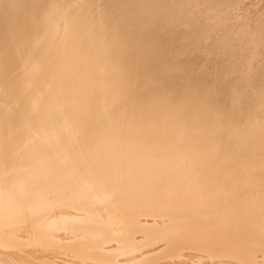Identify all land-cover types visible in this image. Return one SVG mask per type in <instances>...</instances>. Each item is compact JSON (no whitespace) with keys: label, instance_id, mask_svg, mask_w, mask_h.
<instances>
[{"label":"bare ground","instance_id":"1","mask_svg":"<svg viewBox=\"0 0 264 264\" xmlns=\"http://www.w3.org/2000/svg\"><path fill=\"white\" fill-rule=\"evenodd\" d=\"M235 2L0 0V264H264V18Z\"/></svg>","mask_w":264,"mask_h":264},{"label":"rangeland","instance_id":"2","mask_svg":"<svg viewBox=\"0 0 264 264\" xmlns=\"http://www.w3.org/2000/svg\"><path fill=\"white\" fill-rule=\"evenodd\" d=\"M231 1H232V0H231ZM236 1H237V2H240V3H237V2H235V0H233V2H235L236 4H238L239 6H241V8H239V6L237 5V6H238V7H237V11H235V10H236V9H235V10H234L235 13H232V16H230V19H231V20L233 19V21H238V19H239V20L242 21V22L245 20L244 22H245V24L247 23L246 25L248 26V22H249L250 20H252V19H251L252 16H254L253 19H254L255 21H256V19H257V16H256V15H258V19H257L258 21H260V19H263V18H264L263 15H262V12H263V14H264V9H262V8L264 7V2H263L264 0H262V1H260V0H253V1H252V0H243V1H242V0H241V1H240V0H236ZM255 1H256V3H255ZM258 1H259V2H258ZM223 2H224V1H223ZM252 2H253V3H252ZM257 3H260V4H257ZM262 3H263V4H262ZM242 4H243V5H242ZM248 4H249V5H248ZM256 4H257V5H256ZM261 4L263 5V7H261V9H260V6H262ZM245 5H247V7H245ZM253 5H254L255 7H254ZM212 6H214V5H212ZM212 6H211V7H212ZM248 6H249V8H248ZM256 6H257V8H258V7H259V8L257 9ZM244 7H245V10H244ZM253 7H254V8H253ZM238 8H239L240 11L238 10ZM255 8H256V10H255ZM241 9H242V11H241ZM259 9H260V11H261V14H260V12H259V13H256V12L259 11ZM243 10H244L245 13H247V12H248V13H247V14H244V13H243ZM238 11L240 12V15H238ZM251 11H252V12L254 11V13H252ZM250 12H251L252 14H251ZM241 13H242V14H241ZM249 13H250V14H249ZM254 14H255V15H254ZM242 15H243V17H241ZM249 15H250L251 17H250ZM239 16H240L241 19L239 18ZM244 16H249L250 18L246 17L247 20H249V21H247L246 18H244ZM236 17H237V18H236ZM255 17H256V18H255ZM235 19H236V20H235ZM243 19H244V20H243ZM254 20H253V22L250 21L249 24L252 25V24L254 23ZM244 22H243V23H244ZM251 22H252V23H251ZM236 23H237V22H236ZM246 25H245V27H247ZM238 26H239V24L237 23L236 25H234V26L232 25L231 27H232V29H234L233 27L239 29L240 27H238ZM243 26H244V24H243ZM254 26H255V25H254ZM254 26H252V28H251L250 26H248V27H247V28H248V31H247V29H246V34H245V35H247V38L250 37V38H248V39H250V40L253 39L252 42L254 43L255 47H257V49H258V48H261V49H262V48H264V35H262V33H263L264 31H263L262 33H261V31H260V32H258L257 30L254 31L255 28H257V26H255V27H254ZM249 28H250L251 31L249 30ZM232 29H231V30H232ZM238 29H237L236 31H234V32L238 33ZM252 29H253V30H252ZM225 30H226V29H225ZM234 30H235V29H234ZM242 30H243V29H241V28L239 29L240 32H241ZM249 31H250V32H249ZM244 32H245V30H243V32H241V33H243V34L241 35V36H243V37L240 36L241 38H244V37H245ZM253 32H254V33L257 32V34L255 35ZM259 33L262 35V37L260 36ZM263 34H264V33H263ZM251 35L253 36V38H251V37H252ZM258 35H259V36H258ZM208 40H209V43H210L211 38H208ZM262 52H263V51H260V55H261V56L259 55L261 58H262L263 55H264V53L262 54ZM231 54H232V53H227V54L225 55V58L229 57V55H231ZM233 54H234V52H233ZM258 54H259V53H258ZM231 56H232V55H231ZM231 56H230V57H231ZM233 59H234V58H233ZM234 60L237 62V64H241V63H242V59H234ZM261 74H262V72H261Z\"/></svg>","mask_w":264,"mask_h":264}]
</instances>
